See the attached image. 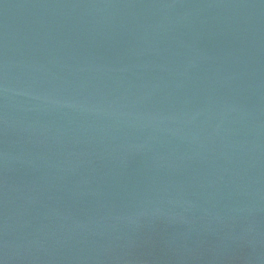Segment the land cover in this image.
<instances>
[{
  "label": "water",
  "instance_id": "95a60500",
  "mask_svg": "<svg viewBox=\"0 0 264 264\" xmlns=\"http://www.w3.org/2000/svg\"><path fill=\"white\" fill-rule=\"evenodd\" d=\"M0 264H264V0H0Z\"/></svg>",
  "mask_w": 264,
  "mask_h": 264
}]
</instances>
